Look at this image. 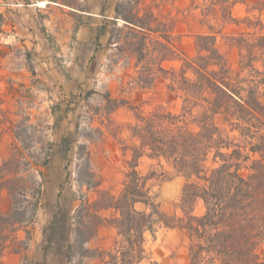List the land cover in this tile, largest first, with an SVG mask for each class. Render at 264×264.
Masks as SVG:
<instances>
[{
    "label": "trees",
    "instance_id": "obj_1",
    "mask_svg": "<svg viewBox=\"0 0 264 264\" xmlns=\"http://www.w3.org/2000/svg\"><path fill=\"white\" fill-rule=\"evenodd\" d=\"M223 1L228 4L224 16L244 25L231 37L240 52L237 69L227 64L211 27L195 35V55L180 58L179 66L164 68L162 62L176 56L160 54L174 50L168 40H153L151 33L159 31L152 26L153 16H120L140 38L137 48L127 49L128 56L136 55L137 66L145 60L131 84L151 87L157 77H163L168 92L180 98V108L170 111L159 105L146 113L137 106L131 108L134 121L128 124L129 141L121 146L125 176L117 194L101 187L90 166L89 150L81 145V152H76L80 161L77 191L72 197L80 202L71 216L69 208L56 203L46 227L45 250L57 241L59 249L64 247L67 264H82L92 255H107L112 264H140L146 234L155 237L156 226H164L185 231L188 264H264V19H235L231 11L238 0ZM104 27H99V34ZM152 61L157 65L154 71ZM106 98L108 112L126 105L110 94ZM30 116L10 123L18 142L32 140L28 131L37 124L30 122ZM73 141L71 134L61 141L68 161ZM37 144L33 152L24 147L27 154L16 146L0 165V188L8 191L11 200L8 211H0V264L18 239L19 225L32 221L39 206L42 181L34 177H42L40 167H48L53 142L41 137ZM143 158L154 161L145 172L139 168ZM165 166L185 179L179 216L160 210L157 195L151 193L149 181L165 179ZM91 190L97 193L93 200L88 196ZM198 202L203 206L201 213L194 212ZM69 218L73 227L67 224ZM104 224L117 228L114 246L109 251L85 247ZM59 237L64 240L60 246ZM11 250L20 252L18 247Z\"/></svg>",
    "mask_w": 264,
    "mask_h": 264
},
{
    "label": "rangeland",
    "instance_id": "obj_2",
    "mask_svg": "<svg viewBox=\"0 0 264 264\" xmlns=\"http://www.w3.org/2000/svg\"><path fill=\"white\" fill-rule=\"evenodd\" d=\"M48 1L40 8L31 4L44 5L45 1L0 0V165L16 146H29L33 152L40 146L37 141L41 137L53 142L48 167H40L43 176L34 177L42 181L36 213L32 221L19 225L17 241L6 250L20 248V264H67L64 247L59 249L57 241L45 250V234L58 201L64 209H70L69 216L80 202L72 197L77 191L80 161L76 152H81V145L89 150L90 166L101 187L117 194L125 176L121 146L129 141L128 124L134 121L131 108L137 106L144 113L159 105L170 111L180 108V98L168 92V81L163 77H157L151 87L131 84L145 60L137 66L136 55L128 56L127 49L137 48L140 38L120 16H153L152 26L159 30L151 33L153 40H168L174 50L164 49L160 54L177 57L162 62L167 69L179 66L180 58L195 55V35L209 32V27L229 67L237 69L240 52L231 37L244 29V25L224 16L228 4L223 0L216 4L213 0H57L63 5ZM231 12L235 19H264V0H238ZM102 25L104 31L99 34ZM151 64L154 71L157 65L154 61ZM107 94L126 105L108 112ZM29 113L30 122L37 124L28 131L32 140L18 142L10 123L24 121ZM69 134L74 139L67 153L70 161L64 157L61 144ZM24 150L27 154V148ZM150 162L143 158L139 168L145 172ZM165 169V179L149 181L153 184L151 193L157 195L160 210L168 216H179L185 179L170 167ZM88 196L93 200L97 193L91 190ZM10 203L8 191L0 188V211L7 212ZM202 210L198 202L194 212ZM72 223L69 218L67 224L73 227ZM65 233L73 240L68 226ZM117 239V228L104 224L85 247L109 251ZM58 241L59 246L64 244L60 237ZM187 242L184 230L156 226L155 237L146 234L145 257L140 264H188ZM82 264L112 263L107 255H92Z\"/></svg>",
    "mask_w": 264,
    "mask_h": 264
},
{
    "label": "crops",
    "instance_id": "obj_3",
    "mask_svg": "<svg viewBox=\"0 0 264 264\" xmlns=\"http://www.w3.org/2000/svg\"><path fill=\"white\" fill-rule=\"evenodd\" d=\"M42 1H45V4L44 5H40L39 2H35V3H32L31 5H36L38 7H46V4H48V0H42ZM52 3H54L55 5H63V3L55 0V1H51ZM238 2V1H237ZM236 2V3H237ZM235 3V4H236ZM29 5V4H27ZM25 30H27V26L25 25ZM27 35V32H25L24 36ZM9 69V67H7ZM20 261H21V258H20V253L19 252H15V251H12V250H9V251H5L4 253V256H3V264H20Z\"/></svg>",
    "mask_w": 264,
    "mask_h": 264
}]
</instances>
